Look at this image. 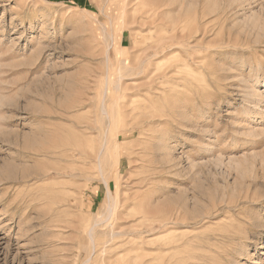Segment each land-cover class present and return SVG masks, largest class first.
I'll return each instance as SVG.
<instances>
[{"label": "rangeland", "instance_id": "1", "mask_svg": "<svg viewBox=\"0 0 264 264\" xmlns=\"http://www.w3.org/2000/svg\"><path fill=\"white\" fill-rule=\"evenodd\" d=\"M0 264H264V0H0Z\"/></svg>", "mask_w": 264, "mask_h": 264}, {"label": "bare ground", "instance_id": "2", "mask_svg": "<svg viewBox=\"0 0 264 264\" xmlns=\"http://www.w3.org/2000/svg\"><path fill=\"white\" fill-rule=\"evenodd\" d=\"M207 32V31H206ZM223 233V232H222ZM245 233V230L244 229H239V230H237V232H233V233H229V234H223L224 235V237L225 238H227L228 240L229 239H233V241H234V239H236L237 237H239V236H242L243 234ZM168 243H171V242H168ZM167 243V244H168ZM172 245V244H171ZM171 245H169V246H171ZM168 246V245H167ZM173 246V245H172ZM159 247V246H158ZM161 248V247H160ZM169 248H171V247H169ZM168 248V249H169ZM166 249V248H165ZM174 262V261H173Z\"/></svg>", "mask_w": 264, "mask_h": 264}]
</instances>
